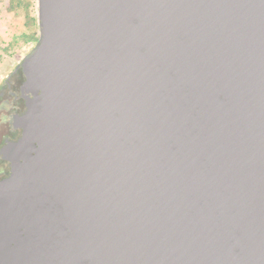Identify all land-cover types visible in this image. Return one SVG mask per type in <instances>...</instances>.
<instances>
[{"label": "water", "instance_id": "95a60500", "mask_svg": "<svg viewBox=\"0 0 264 264\" xmlns=\"http://www.w3.org/2000/svg\"><path fill=\"white\" fill-rule=\"evenodd\" d=\"M36 21L0 264H264V0H37Z\"/></svg>", "mask_w": 264, "mask_h": 264}, {"label": "rangeland", "instance_id": "374dc122", "mask_svg": "<svg viewBox=\"0 0 264 264\" xmlns=\"http://www.w3.org/2000/svg\"><path fill=\"white\" fill-rule=\"evenodd\" d=\"M17 1L10 0L12 4L14 3V9L8 11L11 4L9 0H0V89L7 76L15 70L18 61L34 46L22 41L24 39L22 36H29L35 30L29 21L30 18H36L35 2L20 0L27 3V9L23 10L16 5ZM3 99H0V105Z\"/></svg>", "mask_w": 264, "mask_h": 264}, {"label": "flooded vegetation", "instance_id": "af4514ba", "mask_svg": "<svg viewBox=\"0 0 264 264\" xmlns=\"http://www.w3.org/2000/svg\"><path fill=\"white\" fill-rule=\"evenodd\" d=\"M21 82L22 74L19 69H15L7 76L0 89V99L4 98L0 105V152L6 142L14 141L19 135V131L12 126L11 118L23 109V101L18 92ZM8 173L9 164L0 154V179L6 177Z\"/></svg>", "mask_w": 264, "mask_h": 264}, {"label": "trees", "instance_id": "16d2710c", "mask_svg": "<svg viewBox=\"0 0 264 264\" xmlns=\"http://www.w3.org/2000/svg\"><path fill=\"white\" fill-rule=\"evenodd\" d=\"M17 2H16V5H19L23 10L27 9V3L26 2H23V1L20 2V0H18ZM9 3H11L10 0H9ZM13 9H14V3L9 4L7 10L11 11ZM29 21L32 23V26L35 28V30L29 36H27V35L22 36V38H24L22 41H27L29 44L34 45V44H36L38 37H39L37 21H36L35 17L30 18Z\"/></svg>", "mask_w": 264, "mask_h": 264}, {"label": "built area", "instance_id": "2783aa9c", "mask_svg": "<svg viewBox=\"0 0 264 264\" xmlns=\"http://www.w3.org/2000/svg\"><path fill=\"white\" fill-rule=\"evenodd\" d=\"M34 2H35V7L37 6V0H34Z\"/></svg>", "mask_w": 264, "mask_h": 264}, {"label": "crops", "instance_id": "0c3cea01", "mask_svg": "<svg viewBox=\"0 0 264 264\" xmlns=\"http://www.w3.org/2000/svg\"><path fill=\"white\" fill-rule=\"evenodd\" d=\"M31 46H33V45H31Z\"/></svg>", "mask_w": 264, "mask_h": 264}]
</instances>
